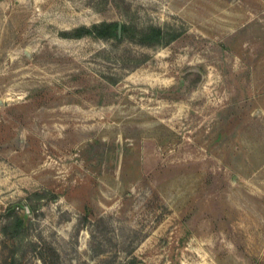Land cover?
Masks as SVG:
<instances>
[{"label":"rangeland","instance_id":"374dc122","mask_svg":"<svg viewBox=\"0 0 264 264\" xmlns=\"http://www.w3.org/2000/svg\"><path fill=\"white\" fill-rule=\"evenodd\" d=\"M0 264H264V0H0Z\"/></svg>","mask_w":264,"mask_h":264},{"label":"trees","instance_id":"16d2710c","mask_svg":"<svg viewBox=\"0 0 264 264\" xmlns=\"http://www.w3.org/2000/svg\"><path fill=\"white\" fill-rule=\"evenodd\" d=\"M119 24L120 22L117 21H102L100 23H95L90 27L87 26L79 27L78 30H84L87 33H95L96 35L104 38H108L110 36H115L116 38H122L127 31V25L125 23L122 24L123 32L121 36L119 33ZM166 34L167 32H165L162 27L154 25L141 31L140 40L141 42H147L149 44L168 43L175 36L173 35V37L164 40ZM24 223H25V216L23 214L21 215L17 213L14 222L17 233L18 230L23 229Z\"/></svg>","mask_w":264,"mask_h":264},{"label":"water","instance_id":"95a60500","mask_svg":"<svg viewBox=\"0 0 264 264\" xmlns=\"http://www.w3.org/2000/svg\"><path fill=\"white\" fill-rule=\"evenodd\" d=\"M121 30H122V24L120 23L119 24V33H121Z\"/></svg>","mask_w":264,"mask_h":264}]
</instances>
